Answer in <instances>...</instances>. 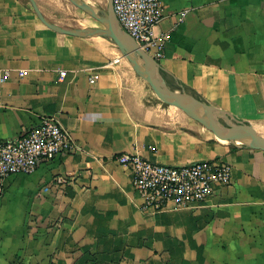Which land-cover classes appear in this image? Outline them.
<instances>
[{
    "label": "crops",
    "instance_id": "0c3cea01",
    "mask_svg": "<svg viewBox=\"0 0 264 264\" xmlns=\"http://www.w3.org/2000/svg\"><path fill=\"white\" fill-rule=\"evenodd\" d=\"M162 7L154 35L165 42L169 85L264 131V0ZM97 37L56 32L27 0H0V75L11 72L0 83V140L55 116L77 148L5 179L0 264H264V151L222 142L163 102ZM122 153L171 165L225 161L233 179L204 203L154 212L117 161Z\"/></svg>",
    "mask_w": 264,
    "mask_h": 264
},
{
    "label": "built area",
    "instance_id": "2783aa9c",
    "mask_svg": "<svg viewBox=\"0 0 264 264\" xmlns=\"http://www.w3.org/2000/svg\"><path fill=\"white\" fill-rule=\"evenodd\" d=\"M114 9L121 27L160 61L165 42L155 37L154 28L163 18L162 0H114ZM65 74L61 71L62 78ZM10 75L11 72L5 70L0 75V83ZM99 76V73L92 74L90 82L95 83ZM76 149L70 132L55 116L43 117L38 125L20 137L0 140V195L8 176L31 174L43 162ZM117 161L130 168L133 187L143 200V208L154 212L165 209L171 202L178 207L204 203L215 186L227 185L233 179L232 165L225 161L171 165L129 153L118 155Z\"/></svg>",
    "mask_w": 264,
    "mask_h": 264
},
{
    "label": "water",
    "instance_id": "95a60500",
    "mask_svg": "<svg viewBox=\"0 0 264 264\" xmlns=\"http://www.w3.org/2000/svg\"><path fill=\"white\" fill-rule=\"evenodd\" d=\"M28 1L41 21L56 32L79 37L103 36L115 43L135 72L149 83L163 102L180 108L217 136L223 137L233 144L264 151V135L260 134L250 121L239 119L231 113L217 108L189 93L182 86L174 89L169 85L160 61L144 50L135 38L121 27L115 13L114 0H108L106 7L84 0H70L75 6L98 21L102 27H64L48 19L37 0Z\"/></svg>",
    "mask_w": 264,
    "mask_h": 264
},
{
    "label": "rangeland",
    "instance_id": "374dc122",
    "mask_svg": "<svg viewBox=\"0 0 264 264\" xmlns=\"http://www.w3.org/2000/svg\"><path fill=\"white\" fill-rule=\"evenodd\" d=\"M50 15H52L57 21H59L64 27H83L92 26L96 24L94 18L88 15L86 12L75 6L70 0H37ZM30 4V2L27 0ZM98 6L106 7L108 0H89ZM99 23V22H98ZM100 25V23H99ZM120 56H123L120 52ZM169 105V104H168ZM166 104V106H168ZM160 114L165 118L174 117V113L168 110L160 111ZM260 134H264L262 131Z\"/></svg>",
    "mask_w": 264,
    "mask_h": 264
},
{
    "label": "bare ground",
    "instance_id": "6f19581e",
    "mask_svg": "<svg viewBox=\"0 0 264 264\" xmlns=\"http://www.w3.org/2000/svg\"><path fill=\"white\" fill-rule=\"evenodd\" d=\"M85 2H89V0H84ZM96 1H98V0H96ZM94 4V3H93ZM92 26H94V27H102V25L100 24L99 25V23L98 22H96V24H93ZM84 27V26H83ZM98 38V40H101V41H103V42H107L108 41V39L107 38H105V37H103V36H98L97 37ZM108 42H110V41H108ZM101 44V43H100ZM112 44H114V46H116V44L115 43H113L112 42ZM114 48V47H113ZM174 108H176V106H174ZM256 128V127H255ZM258 129V128H257ZM261 131V130H260ZM264 132V131H263ZM217 138L219 139V140H221L222 142H229L227 139H225V138H223V137H220V136H217Z\"/></svg>",
    "mask_w": 264,
    "mask_h": 264
}]
</instances>
